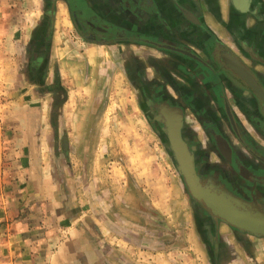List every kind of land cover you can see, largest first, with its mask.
<instances>
[{
    "label": "crops",
    "instance_id": "1",
    "mask_svg": "<svg viewBox=\"0 0 264 264\" xmlns=\"http://www.w3.org/2000/svg\"><path fill=\"white\" fill-rule=\"evenodd\" d=\"M26 3L30 27L12 33L23 74L6 82L0 264H264V236L206 209L197 216L179 179L154 185L146 113H132L145 129L127 139L128 153L143 149L132 160L113 143L122 115L105 112L109 98H124L123 77L135 98H168L197 119L190 129L201 143L208 124L229 144L231 178L255 199L239 212L264 216V116L221 59L237 58L264 90V0ZM126 54L127 71L115 61Z\"/></svg>",
    "mask_w": 264,
    "mask_h": 264
},
{
    "label": "rangeland",
    "instance_id": "2",
    "mask_svg": "<svg viewBox=\"0 0 264 264\" xmlns=\"http://www.w3.org/2000/svg\"><path fill=\"white\" fill-rule=\"evenodd\" d=\"M26 1L31 0H0V21L3 19V16H8L6 13L3 14L2 9L4 6H8L9 8V18H12L9 20V24H5L0 22V148H2L6 143L5 140L7 138L5 132H6V126H5V116L6 112L8 110L7 103L9 98H5V94L7 93V90L9 88V85H7V81H9V75L13 74V70H16L17 76H21V73L23 72V66H24V57L26 56L22 55L21 51L23 50V44L15 43V36L13 37V31L20 29L23 30V27L25 24L28 23V26L30 27L29 22L31 19V6H27ZM17 6L20 9V12H17V14H10L11 11H13V7ZM21 12H24V21L21 22V24H17L15 21L17 18V15L21 17ZM16 13V12H14ZM26 14V16H25ZM28 15V16H27ZM19 30V31H20ZM77 42V41H76ZM104 62L106 60L108 61L109 55L107 57H103ZM111 58V57H110ZM120 63L121 67L125 68L127 71L129 63L131 64V56L126 54L124 56H120V58L115 60ZM9 69L8 71H6ZM23 74V73H22ZM1 75L3 76L4 83H1ZM119 81L122 85L120 86V89L124 91L125 96L124 98H109V102L105 103V112H108V114L111 113H120L122 117H118L117 120L114 122L113 125H115V129L113 131L118 133L117 135V141H113L114 144L119 146L120 150V156L121 153L123 155H129V157L133 160L141 157L143 158V149L139 150L137 149L138 146H135L136 148L128 153L127 149L125 148L129 143L127 142V139L131 138L133 139V135L137 131H140L143 133V125L138 124L136 120L133 119L132 113H135L137 117L142 116L143 112H146L148 114L150 112V115L152 117V122L149 121L148 117V123L146 122V129H149L148 135L151 137V159H152V167H151V174L153 177V183L154 185H159V182H165V177H169L171 180L175 181L179 179V181H183L182 184L184 186L185 193H187V196L192 194L194 197H192L191 202V210L194 205V202L196 201L199 203L202 208L214 212V209L216 211L217 208H220L222 206H231L239 211L243 210H252L254 206L250 207V203L244 202L240 200L238 197L234 195L233 186L230 184H227L223 179L216 178L215 180H204L199 178L194 171L191 170L186 178L181 176L179 173V169H181V162L179 153L176 149L174 144H181L182 150L185 152L186 160H189L190 167L193 168V159L191 158V155L189 154V151L183 143V139L180 137V126L182 124V117H178L176 119V110L172 106H176L174 102H171L168 100V98H156L155 101H151L153 104L150 105V99L149 98H135L133 90L128 86V82L126 78L119 77ZM9 84V83H8ZM3 94V95H2ZM128 97V98H126ZM146 100V101H145ZM105 101H107V98H105ZM150 105V106H149ZM187 107V106H186ZM187 109V108H186ZM149 110V111H148ZM179 110V109H178ZM182 110V109H181ZM126 111L128 113L127 115L123 114ZM179 114V113H178ZM180 115V114H179ZM126 116H130V120ZM195 123V120L191 118H187L184 121V127H187L188 130L184 131V141L189 140L187 134L191 132V127L195 126L192 125ZM150 125V126H149ZM152 127V128H150ZM161 129L162 132L159 131ZM193 128V127H192ZM155 129V130H154ZM145 130V129H144ZM129 132V133H126ZM160 133H165L166 138H162ZM138 135V134H137ZM136 135V136H137ZM143 136V134L141 135ZM109 137H112L111 135ZM108 137V138H109ZM107 139V138H106ZM146 136V141H147ZM203 140L202 136H196V143L200 147H203V143H201ZM221 139L218 138L216 145L218 146V141ZM132 141V140H131ZM132 142H139L136 138L133 139ZM143 142V141H142ZM128 143V144H127ZM148 147V144H146ZM205 149V148H204ZM1 151V149H0ZM219 153L222 157L224 155L220 150ZM6 154V153H5ZM149 152L148 150H145V157L149 158ZM220 155L217 153H214L211 151L210 160L208 161V164L211 166H217L219 169V166L217 164H220ZM1 157V156H0ZM224 157H226L224 155ZM7 159V156L3 157ZM185 160V162H187ZM227 160V159H226ZM193 164V165H192ZM185 167V166H184ZM190 168V169H191ZM7 169L8 167H2L0 166V174L4 171H6L7 175ZM187 167L184 168V170ZM189 169V170H190ZM217 169V168H216ZM188 170V171H189ZM187 171V172H188ZM137 172V171H136ZM146 174H148V167L146 165ZM197 178L196 184L194 183V178ZM199 178V179H198ZM186 180H190L186 182ZM254 203V202H253ZM247 204V205H246ZM249 205V206H248ZM260 209V208H259ZM193 211V210H192ZM218 213V211H217ZM215 214V212H214ZM215 216H217L215 214ZM219 217V216H217Z\"/></svg>",
    "mask_w": 264,
    "mask_h": 264
},
{
    "label": "flooded vegetation",
    "instance_id": "3",
    "mask_svg": "<svg viewBox=\"0 0 264 264\" xmlns=\"http://www.w3.org/2000/svg\"><path fill=\"white\" fill-rule=\"evenodd\" d=\"M87 39H89V38H87ZM97 41H99V40H97ZM149 99H150V102H149L150 105L153 104L151 101H155L156 100V98H149ZM256 100L258 101L259 107L261 106L260 109H262V115L264 116V107L262 106L261 101L258 99V97L256 98ZM172 107H174L175 109H177L176 110V112H177L176 113V119H178V117L179 118L182 117V121H181L182 124L180 126V131L179 132L181 134L180 135L181 138L183 139L182 140L183 143H185V145H186V147H187V149L189 151V154L191 155V158L193 159V164H194L193 171H194V173L199 178L203 179V181L204 180H211V179L212 180H215L216 178H219L220 180L223 179L227 184H230L231 186H233L234 195L236 197H238L240 200H242L244 202H247V203L254 202L255 199H253L252 197L249 199V197L247 196L248 194H246V192H245L246 191L245 188H247V187H245V184L242 185V187H240L241 185L238 186V184L232 179L233 176L236 175L234 173V171H233V170H235V167L234 166H230L228 164V162L226 160V159H229L230 158L228 156V153H225L224 154L226 157H224V155H222V157H221V155L219 153L218 146L216 145L213 136H211L212 135L211 133L213 131V129L211 128V126H209L208 124H204V127H205L204 128L205 135L203 134V136H204L203 146H204L205 149L203 147H200V145L199 146L197 145V143H196V135L194 133H192L193 132L192 130H191L190 133L187 134L189 140L184 141V138H183L184 137V135H183L184 134V131L188 130L186 127H184V121H185L184 111H182L183 109L181 110V108L179 106H177V105L176 106H172ZM144 113H146V112H144ZM146 115L149 116V121L152 122V117L150 115V112L148 114H146ZM196 115H197L196 113L195 114L192 113V116L194 117V119L196 118ZM195 121H197V119H195ZM208 123H210V122H208ZM162 128L163 127H161L159 129L160 132H162L161 131ZM160 135H162L161 136L162 138H166V134L165 133H160ZM182 135H183V137H182ZM226 144H227V146L229 145L228 142ZM213 147H215V151L216 152L212 150ZM211 151L214 152V153H217L218 155H220V162H219L220 164H217L219 166V169H218L217 166H211L210 164H208V161L210 160ZM260 154H261V152H260ZM233 162H235V164L237 163L236 161H233ZM238 167L239 166H236L237 169H239ZM232 168H233V170H232ZM258 173L260 174L258 177L264 178V175L262 176V173H264V172H262V170H259ZM231 174H233V176ZM249 176H252V174H250ZM253 176H252V178H254ZM235 177L237 178V175ZM243 191L245 192V195H244V192ZM257 205H258V203H257ZM258 207H259V205H258ZM193 209H194V211H195V213H196L197 216L204 218V216L202 215V212H203V209L204 208H202V206L199 203H197L196 201L194 202ZM260 209H264V204L260 206ZM206 222H209V221H206Z\"/></svg>",
    "mask_w": 264,
    "mask_h": 264
},
{
    "label": "water",
    "instance_id": "4",
    "mask_svg": "<svg viewBox=\"0 0 264 264\" xmlns=\"http://www.w3.org/2000/svg\"><path fill=\"white\" fill-rule=\"evenodd\" d=\"M233 59L235 60V63H236V64H233V66L229 65L225 60L224 61L222 60V61L227 68H229L236 76H238L243 82H245L250 87L251 91L258 97V99L261 101L262 106L264 107L263 102H262V99H264V91L257 84L255 78L243 66V64L237 58L233 57ZM249 79H251L253 84L250 82ZM218 144H219L218 147L220 151L223 154L228 153V156H229V150L227 149V146L223 143V141L222 140L218 141ZM174 146H175V149L178 152H180L179 157H180V162H181L180 163L181 169H179V173L181 174V176L186 178L189 172H191V170L193 171V168L190 167L189 160L188 161L186 160L185 152L184 150H182V147H181L182 145L181 144L177 145V143H175ZM185 160L187 162H185ZM184 166L187 167V171L190 168L191 169L187 172L186 169L184 170L185 168ZM193 178H194V181H193L194 183L192 184L195 185L197 182V178L195 177ZM187 181L191 183L190 180H186V182ZM190 195L194 197V195L192 194ZM214 212L217 216L224 219L227 223L235 226L239 230L246 231L253 235L264 236V216L263 215L253 214V213L251 214L241 213L239 212L238 209L231 207V206H222L220 208H217L216 211L214 209Z\"/></svg>",
    "mask_w": 264,
    "mask_h": 264
},
{
    "label": "bare ground",
    "instance_id": "5",
    "mask_svg": "<svg viewBox=\"0 0 264 264\" xmlns=\"http://www.w3.org/2000/svg\"><path fill=\"white\" fill-rule=\"evenodd\" d=\"M221 58H222L223 61L225 60L231 66H233V64H236L235 60L233 59V57L231 55H229V54H225L224 56L222 55ZM249 80L253 84L251 79H249ZM262 102H263V105H264V99H262Z\"/></svg>",
    "mask_w": 264,
    "mask_h": 264
}]
</instances>
